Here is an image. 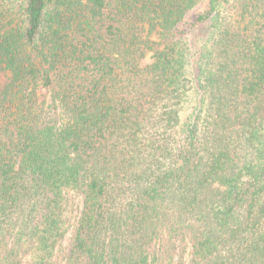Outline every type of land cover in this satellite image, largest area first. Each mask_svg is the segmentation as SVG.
<instances>
[{"label": "trees", "instance_id": "obj_1", "mask_svg": "<svg viewBox=\"0 0 264 264\" xmlns=\"http://www.w3.org/2000/svg\"><path fill=\"white\" fill-rule=\"evenodd\" d=\"M0 72V264H264V0H0Z\"/></svg>", "mask_w": 264, "mask_h": 264}, {"label": "rangeland", "instance_id": "obj_2", "mask_svg": "<svg viewBox=\"0 0 264 264\" xmlns=\"http://www.w3.org/2000/svg\"><path fill=\"white\" fill-rule=\"evenodd\" d=\"M7 81V75L5 72H0V82L1 83H5ZM53 89L50 90V89H46V88H42L39 90V95H40V99L41 100H49L51 98V96L53 95ZM77 201H76V207L74 210H77V209H80L81 207V202L79 200V198H76ZM68 241V237H67V240L65 241V243H67Z\"/></svg>", "mask_w": 264, "mask_h": 264}]
</instances>
